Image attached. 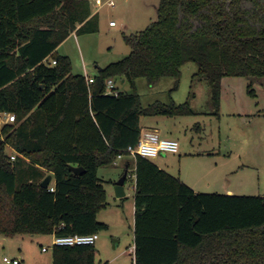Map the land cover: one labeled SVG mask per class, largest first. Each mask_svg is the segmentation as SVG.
Wrapping results in <instances>:
<instances>
[{
	"label": "trees",
	"instance_id": "trees-1",
	"mask_svg": "<svg viewBox=\"0 0 264 264\" xmlns=\"http://www.w3.org/2000/svg\"><path fill=\"white\" fill-rule=\"evenodd\" d=\"M98 29L89 0H0V113L16 116L0 132L1 234L108 230L98 218L109 206L99 169L131 157L142 115L195 113L188 101L144 108L136 92L107 93L109 80L133 89L140 78L179 83L182 67L195 62L218 110L225 78L264 79V0H160L157 19L125 36L131 53L88 83L57 48L71 33ZM131 167L132 264H264V197L195 192L141 156L127 162L128 175ZM49 173L54 191L41 186ZM96 253L95 244L54 245L52 264H97Z\"/></svg>",
	"mask_w": 264,
	"mask_h": 264
},
{
	"label": "rangeland",
	"instance_id": "rangeland-1",
	"mask_svg": "<svg viewBox=\"0 0 264 264\" xmlns=\"http://www.w3.org/2000/svg\"><path fill=\"white\" fill-rule=\"evenodd\" d=\"M89 1L92 13L98 16V32L71 33L59 45L57 52L70 58L73 74L94 78L98 68L118 62L131 53L125 36L143 31L157 19L160 0H114V6L104 0L105 4L100 8L93 0ZM112 21L117 26L112 27ZM198 72L197 63L187 62L182 67L179 83L173 77H164L150 85L146 79L140 78L136 81L135 89L128 83L122 84L120 80L115 82V87L129 94L136 92L144 108L157 102L166 105L189 102L195 112L192 115H142L140 119L143 129L157 126L162 137L175 138L179 142V153L160 155L158 159L166 164L172 174L179 177L180 172L189 175L200 170L192 159L180 161L186 152L219 153L222 162L225 161L229 168L234 167L236 171L227 180L234 186L235 193L228 194L224 190L218 194L264 197V79L225 78L217 110L212 102L211 88L206 80L198 76ZM150 160L154 162L156 158ZM125 165L126 160L118 166H104L99 176L105 183L110 178L117 182ZM239 166L241 168L237 169ZM127 185L132 186L130 177ZM205 190L208 191L199 193L214 194L218 189L214 182L212 187ZM134 196L132 189H128L126 199L116 198L115 192L107 195L109 206L99 212L98 218L109 228L99 233V240L95 243L97 264H132ZM54 240L51 234L11 237L0 233V264H6L4 257L18 259L21 264H52ZM43 248L48 251L43 252Z\"/></svg>",
	"mask_w": 264,
	"mask_h": 264
},
{
	"label": "crops",
	"instance_id": "crops-1",
	"mask_svg": "<svg viewBox=\"0 0 264 264\" xmlns=\"http://www.w3.org/2000/svg\"><path fill=\"white\" fill-rule=\"evenodd\" d=\"M93 1L95 2V0H93ZM108 1L109 0H107L106 2H108ZM115 26H117V25H114L112 27H115ZM73 34L76 35V32H74ZM124 83L125 82H122V84H124ZM143 130L157 131L160 134V129L157 126H152L148 129L145 128ZM164 138H168V137L164 136ZM170 139H175V138H170ZM175 140H177V139H175ZM9 151H10L9 154L11 156L17 155V152L14 149L10 148ZM217 154L218 155H215L214 152H210V151L203 152V153H197V152L196 153H191V152L184 153V155L182 157H180V161L182 162V160L192 159L193 160L192 163L200 166V170H197L196 172L194 171L192 174H189V175H183V172H180L179 178L184 183H186L188 186H190L195 192L208 191L205 189H209L210 187H212L213 183L215 182V187H216V189H218V190H216L217 194H218V192H223L224 190H225V193L234 194L235 193L234 186H232L231 183H227V180L231 178V175L236 170L234 169V167L229 168L230 167L229 164H227L225 161L222 162L221 155L219 153H217ZM161 155H166V154H161ZM159 156L156 157V160L154 161V163L157 164L161 169H164L165 171H167L169 174L176 176V175L171 173V170L167 169V166L163 161L160 162L158 160ZM124 160H126V165L124 166V169H122L120 175H123L125 170L128 169L127 168V162L130 160V157L125 156L119 160L117 165H114V166H118ZM194 160H198V161H194ZM201 168H202V170H201ZM238 168L240 169L241 167L239 166V167H237V169ZM100 169H99V171H100ZM129 171H130V174L128 175V177H130L132 179V186L127 185V180H128V177H127L126 182H125V196L123 197L124 199H126L128 189H132L133 192L135 193V186H136L135 179H136V177L134 174V168H133V171L131 168L129 169ZM131 171H132V173H131ZM98 175H99V172H98ZM117 175H119V174H117ZM101 179L103 181H105L103 178H101ZM212 179H214V182ZM115 183H116V180H113V178H110L108 180V182L105 183L107 195L110 194L111 192H112V194H113V192H115V190H114ZM54 184H55V178L53 176V179L51 181V186H54ZM107 184L109 185L108 187H110L111 190L107 187ZM123 198H118V199H123ZM133 209L135 212V201H134V206L132 204V211H133ZM134 222H135V219H134ZM134 240H135V237H134ZM117 245H118V243L116 244V246ZM134 251H135V246H133V248H132L133 255H134ZM43 252H47V251H43Z\"/></svg>",
	"mask_w": 264,
	"mask_h": 264
},
{
	"label": "built area",
	"instance_id": "built-area-1",
	"mask_svg": "<svg viewBox=\"0 0 264 264\" xmlns=\"http://www.w3.org/2000/svg\"><path fill=\"white\" fill-rule=\"evenodd\" d=\"M98 8L102 7L105 2L103 0H95ZM110 6H114V0H109L106 2ZM110 25H116L115 22H111ZM48 64L49 62L46 61ZM57 62L55 60L51 61V64L55 65ZM94 78L88 77V83H93ZM107 93L109 94H118V90L115 87V82L109 80L107 84ZM16 122L15 114L0 113V130L4 125L12 124ZM179 152V142L175 139H169L162 137L157 131L143 130L139 143L135 147H129L126 153L135 158L136 156H141L146 159L156 158L161 154L168 153H178ZM125 157V155H118L117 159L113 162V165H117L119 160ZM12 160L15 159V156L11 157ZM48 189L54 191V186L49 185ZM54 245L57 246H75V245H93L99 239V234H90V235H73L67 237H57L54 236ZM43 251H48L47 248H43ZM3 261L6 264H21V261L18 259H9L4 257Z\"/></svg>",
	"mask_w": 264,
	"mask_h": 264
},
{
	"label": "water",
	"instance_id": "water-1",
	"mask_svg": "<svg viewBox=\"0 0 264 264\" xmlns=\"http://www.w3.org/2000/svg\"><path fill=\"white\" fill-rule=\"evenodd\" d=\"M71 170L79 175L83 173V168L82 167H71ZM128 177V169L125 170L124 174L122 177L115 183L114 190L117 198H123L125 196V182ZM53 179V176L49 174L41 183V186L43 188H48L49 185L51 184V181Z\"/></svg>",
	"mask_w": 264,
	"mask_h": 264
}]
</instances>
